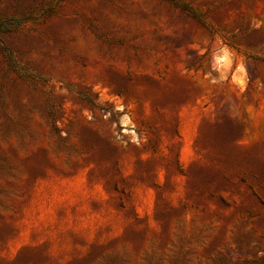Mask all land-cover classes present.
Here are the masks:
<instances>
[{
	"label": "rangeland",
	"instance_id": "obj_1",
	"mask_svg": "<svg viewBox=\"0 0 264 264\" xmlns=\"http://www.w3.org/2000/svg\"><path fill=\"white\" fill-rule=\"evenodd\" d=\"M264 264V0H0V264Z\"/></svg>",
	"mask_w": 264,
	"mask_h": 264
},
{
	"label": "trees",
	"instance_id": "obj_2",
	"mask_svg": "<svg viewBox=\"0 0 264 264\" xmlns=\"http://www.w3.org/2000/svg\"><path fill=\"white\" fill-rule=\"evenodd\" d=\"M237 264H239V263H237Z\"/></svg>",
	"mask_w": 264,
	"mask_h": 264
}]
</instances>
